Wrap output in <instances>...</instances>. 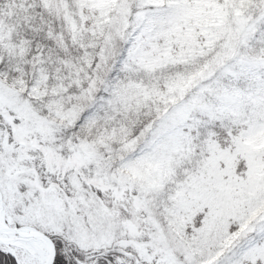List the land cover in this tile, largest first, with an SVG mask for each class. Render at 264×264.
I'll list each match as a JSON object with an SVG mask.
<instances>
[{
    "label": "snow or ice",
    "instance_id": "snow-or-ice-1",
    "mask_svg": "<svg viewBox=\"0 0 264 264\" xmlns=\"http://www.w3.org/2000/svg\"><path fill=\"white\" fill-rule=\"evenodd\" d=\"M0 264H264V0H0Z\"/></svg>",
    "mask_w": 264,
    "mask_h": 264
}]
</instances>
